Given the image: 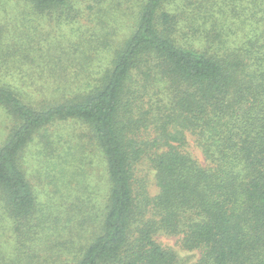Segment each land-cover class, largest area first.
<instances>
[{
	"label": "trees",
	"instance_id": "1",
	"mask_svg": "<svg viewBox=\"0 0 264 264\" xmlns=\"http://www.w3.org/2000/svg\"><path fill=\"white\" fill-rule=\"evenodd\" d=\"M41 18L82 38L18 43L14 23ZM0 73L13 121L0 147L9 264H264V0H0ZM59 123L85 126L87 142L48 134L52 170L86 161L89 145L108 186L94 207L84 179L78 214L48 219L20 155Z\"/></svg>",
	"mask_w": 264,
	"mask_h": 264
},
{
	"label": "rangeland",
	"instance_id": "2",
	"mask_svg": "<svg viewBox=\"0 0 264 264\" xmlns=\"http://www.w3.org/2000/svg\"><path fill=\"white\" fill-rule=\"evenodd\" d=\"M124 1V0H123ZM241 1L237 3V7H241ZM111 14V13H110ZM105 16L104 20H108L110 24H114L111 19V16ZM19 15L16 14L15 18H18ZM50 17V16H49ZM80 25L83 26V29L86 25H89L86 21H81ZM80 28V27H79ZM79 28L72 27L65 23H58L55 20L49 18H41L37 20L34 24L29 26L21 27L18 24L14 23V34L16 36H21L20 40L17 42L23 44L27 47L31 46H60L67 47L70 43L78 42V39H81ZM117 30L115 34V41H119L128 35V29L122 25H116ZM126 35V36H125ZM113 42V43H114ZM98 54L96 59L98 63L102 60L101 65H107L108 61L111 60L112 55L110 53H102L95 51ZM101 57V58H100ZM74 69H70L72 71ZM0 73V83L5 76H1ZM7 81L5 82V84ZM22 89H32L30 87L23 86ZM13 125V121L6 110L0 106V147L4 144L7 138V133L9 127ZM87 128L77 123H59L53 127H49L45 132H39L33 138V140L23 149L20 155V167L25 173L27 180L29 181L33 193L37 196L41 204V211L45 214L48 219L51 217L60 216L62 219H66V215H69L70 207L73 206V211L70 213L78 214L79 207H77L78 201L82 198L83 190L85 185H81L84 182V179L87 180V183L90 184L92 188L91 200L94 207L96 205H101L104 194L107 188V182L104 180L102 175V170L104 165L102 160L98 155V150L94 147L92 149L89 147V150H85L83 156L86 158V161H81L79 155H76L74 161L66 167L65 173L63 175L57 174L56 171L52 170L50 158L45 153V142L49 141L50 135H61L65 138L66 141H70L72 144H75L73 135L82 134L86 132ZM84 142H87V139L84 138ZM48 136L49 138L45 137ZM53 141V140H52ZM77 141V140H76ZM79 143V141H78ZM81 145V142L80 144ZM196 152V151H195ZM198 155V153L196 152ZM61 177V182L58 181V186L56 185V177ZM58 177V178H59ZM54 183V184H52ZM55 185L57 186L55 188ZM57 188L59 191H57ZM4 224L1 222L0 226ZM2 227H0L1 230ZM48 228H53L48 225ZM60 229L62 226L59 227ZM72 228V227H71ZM66 230H62L65 236H68ZM7 231H0V235H5L3 241L0 244V264L6 263L9 264L13 261L18 255L11 253L10 247V238L9 235L6 236ZM163 245L173 248L180 257L192 259L193 255L190 253L182 252L178 249V239L176 237H158L157 239ZM10 244V245H9ZM42 248V247H41ZM41 249H38V252ZM44 255V254H40ZM3 258V261H2ZM30 264V263H29ZM32 264H37L33 262Z\"/></svg>",
	"mask_w": 264,
	"mask_h": 264
}]
</instances>
